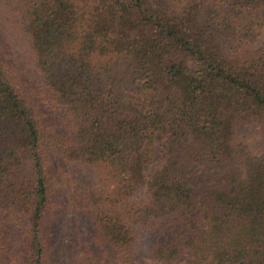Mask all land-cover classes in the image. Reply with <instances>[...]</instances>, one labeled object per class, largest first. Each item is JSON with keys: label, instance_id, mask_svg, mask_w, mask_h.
Masks as SVG:
<instances>
[{"label": "trees", "instance_id": "obj_1", "mask_svg": "<svg viewBox=\"0 0 264 264\" xmlns=\"http://www.w3.org/2000/svg\"><path fill=\"white\" fill-rule=\"evenodd\" d=\"M263 29L264 0H0V264H264Z\"/></svg>", "mask_w": 264, "mask_h": 264}, {"label": "rangeland", "instance_id": "obj_2", "mask_svg": "<svg viewBox=\"0 0 264 264\" xmlns=\"http://www.w3.org/2000/svg\"><path fill=\"white\" fill-rule=\"evenodd\" d=\"M261 43H264V29L258 34V37L255 41V45L257 46ZM247 143H248L250 149L256 155H261L264 153V148H263V145L261 143V139L258 136L252 135V136L247 137ZM161 145H162V141L158 139L157 144L155 146V157H154L153 163L149 167L148 172H151L160 163L161 149H162Z\"/></svg>", "mask_w": 264, "mask_h": 264}]
</instances>
